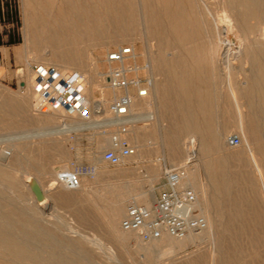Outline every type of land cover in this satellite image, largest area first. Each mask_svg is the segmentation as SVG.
<instances>
[{"label": "rangeland", "instance_id": "obj_1", "mask_svg": "<svg viewBox=\"0 0 264 264\" xmlns=\"http://www.w3.org/2000/svg\"><path fill=\"white\" fill-rule=\"evenodd\" d=\"M172 1L177 5V10L175 11V13L178 12L176 14V21L177 24L178 22L179 24L178 26L176 24L175 29H178V31L180 30V23L181 27H184L185 24V27H211L209 22L210 18H208L209 16L204 12L203 8L201 10L202 4H207L206 7L207 9H209L208 12H210L211 15L213 13H216V15H214L219 18L216 21V25L218 27L224 25V22L222 23L220 20L221 12L222 10H225L227 12V9H223V3L221 4L220 0H198L197 2H195V0H169L167 2L168 4H166L169 5V9L173 8ZM64 2L65 0H29V2L28 0H10V3L7 4L4 8V12H0V15L4 14L5 18V20L1 22V27L3 29L0 32V102H8L10 100L8 102L9 104H12L13 102L24 104L22 113L16 112V114L14 113V115H12L11 117H2L0 115V165L5 166L10 171L11 175L17 180L16 188H11L6 184L0 183V196L2 193L0 199L3 198L2 200L5 199L6 201L8 200L10 202L8 205L4 204L3 202V206L5 208H3V211H6L8 209L7 211H10V213H16V210L18 212H22L26 216L33 218V220H35L36 222H39L38 224L42 228L46 227L44 229L49 230L53 233L52 243H38V246L36 247L43 248L45 246L42 252L39 253V256L42 257L46 256L47 254L50 255V253H52L51 256L53 257L55 264H57L58 262L59 264H65L64 260L61 257V254L66 253L69 249L66 245H62V243L56 242L57 239H62L63 237V239H67L68 237V239L74 241L84 240L80 245L75 241V244H72L73 246L71 247L73 252H78V250L75 248L78 246H81L85 250L87 248L86 251L89 252L90 255L92 254L91 261H87L88 264H91L92 262V264H213L216 256V244L213 241L215 240V233L220 232V225H218L220 217L217 213H215L217 211L215 209V204L212 201L213 195L211 194V189H209L212 185V182H210L212 181V179L207 172L206 163L207 160L216 158L220 156V154L227 153L229 151L233 152V149L235 150V148H233L232 150H224L223 148L227 146V138L233 135H237L240 138L241 142V146L237 147L236 151L243 152L244 143L243 141H241L240 131L236 129L237 124H235L234 121L236 120L237 112L247 113L248 111H252L250 108L243 105L245 99L240 97V95L236 93L237 89L242 88L243 82H245V72L250 68L249 63L245 62L244 59L234 57L235 55L232 54L231 56L227 57L230 65L228 69H226L223 66V62L221 60L222 58L218 54V57L217 55H214V64L210 68V71H212L213 73L215 99L212 100V106L210 107V112H213V116L210 117L214 121L215 127L228 128L223 130L225 134L223 135V147L220 145L218 150L220 154L218 152H214V155L213 153H210L208 156L205 155L197 146V139H195L192 135H187V138H185V140L183 139L181 141L182 144H180L182 150L181 160L175 162L172 160L170 161L166 151H164V148L161 144V139L153 136V129L155 127H161L165 129L168 126L167 120H165V117L161 113V110L157 107V103L160 100V97H157L161 96L160 92H162V87L164 88V86H166V84H163L165 83V77L163 79V75H165L166 72H169V69H171V66L169 64L171 63L173 58H177V61L182 60L181 63L183 64V68H185L184 70H186V73H189L188 70H192L191 72L193 73L195 69H193L190 64H194L196 61L193 62V60H191L189 56L192 55L195 57L196 55L201 54L206 55L208 52L205 50V46H202L204 50H197V47L200 45L192 44L190 40H183L181 42H178L177 39H175V36L177 37V35H174L172 33V28L170 30V28L168 27V22L164 18V15L161 11L165 6L164 1L148 0L144 5V0H131L130 2H132V5L136 9H134V11L130 9L128 10V12H126V14L132 15L133 21L129 26V35L127 34V37H124V39H131V42L133 44L135 58H133L131 64L138 65L142 68L144 67V65L148 66L150 73L153 76L154 83L151 88V98L149 100V103L147 104V106L144 105L140 107L139 110H136V112L149 113L151 119L147 123H143L135 127L131 132L130 138L133 145L136 144L135 146L139 156L130 158L124 165L111 166L101 160V152L108 146L107 141L110 136V130L104 131L96 127L81 128V126L78 125L80 122L79 119L73 118L71 116H66L60 110L47 111L46 113L36 112L34 107H36L39 102L33 91L32 65L40 64L46 66L50 64H43V62L40 61L33 52L30 54L25 52L21 56V58H17L15 53V50L22 47L25 42L23 31V16L25 10L34 11V9H37V7H35L36 4L44 6L45 3L44 7L47 9L50 15L55 17L60 13L58 15L60 16L65 12V7H63ZM120 2L122 4L124 3L123 0H120ZM179 2L181 3L179 4ZM24 4L25 6H23ZM151 4L153 8H151ZM181 4L183 5V7H181ZM179 5H181L180 7L182 9L179 7ZM126 6L128 8L129 4H126ZM218 6H220V8H218ZM56 9L60 10V12L55 13ZM152 10L156 11L155 15H152V13H154ZM159 10L161 12H159ZM149 12L151 13L149 14ZM158 13L162 14L158 15ZM203 13L205 14V16ZM149 16L152 17V21H148L150 20ZM154 19L157 22H155ZM153 22L159 23L160 30H163L162 39H164L165 42L163 43V45H159L157 43V39L148 34V29H156L152 25ZM247 22L250 25H255L257 23L255 19H248ZM261 27H264V20L261 24ZM168 28L169 30L167 32ZM175 29L173 28V30ZM170 33L172 34V36H170ZM185 37L186 39H188V37L191 36ZM185 37L183 38L185 39ZM230 37L234 41H236L237 37L240 38L241 35H239L235 29H232L229 33V38ZM242 37L244 39L243 44L246 45L249 43H253L258 35L245 34L242 35ZM118 39H120V37H116V30L113 31L112 29L110 30V28H106L105 33L101 37L76 45V48H80V51H82L81 53L83 56H81V62H83V66L87 65L85 66V68H65V70L74 69L75 71H81V73L85 74L87 73L86 69H88L89 65L91 70H97L98 72H101V74L103 75V81L101 82V84L103 87H105L102 88L103 92L108 95V102L113 97V95H115V93L106 88L105 85L104 74L107 70V65L104 61L105 55L109 50L119 46L129 45L128 41L130 42V40L128 39L117 41ZM177 43H179L180 45ZM99 45H106V47L105 49H100ZM184 54L186 55V57ZM29 56L31 57L30 59H28ZM160 58L166 61V71L163 70V68L159 64ZM185 59L187 60V63ZM202 62H204V60ZM27 63L29 64V66ZM91 63L92 65H90ZM51 65L54 66L53 64ZM157 66L159 68H157ZM186 66L188 70L186 69ZM55 67L62 69L58 66ZM18 69H21V72H18ZM205 69L206 68L204 67L202 73L203 75L201 76V78L203 79ZM140 74L143 75L144 71L140 70ZM155 85H158L159 87L157 88V86L155 87ZM230 91H232L234 95H237L239 100L238 105H236L237 101L234 98L235 96H233V98L230 97ZM84 94L86 98H88V100L91 102L94 99H98V94L96 92L92 93L91 91H84ZM222 97L225 99L222 100ZM223 101H225L226 106H223ZM139 103L141 104L142 101ZM23 113L24 115H22ZM253 113L255 120L257 119V125L262 126V123H260L259 121L260 114L258 108L255 109ZM21 117L27 118L28 120H30V123L22 122ZM3 123H6V125L4 126ZM163 129L162 132L164 131ZM42 132L47 134L44 137H30V135L32 134H42ZM24 134L28 136L20 138V140L17 139L18 136H24ZM159 135H161V130H159ZM97 139L101 144L99 146H97L96 143ZM193 139L196 140L195 144L194 146L190 147L191 142L194 141ZM143 151L145 155L143 154ZM32 156H34L36 159H31ZM230 162L232 163H230L229 166L232 169L233 173H235L234 171H236V174L240 173L247 176L250 175L249 178L253 179L252 181H254L257 185L255 173L252 172L251 164L246 161V159H243L240 164L239 162L236 163L235 161ZM178 165H186L188 168L187 173L189 172L195 174L199 182L202 183L207 194L206 197L208 198V200L206 199L204 204L207 208H209L208 210L210 212L212 211L211 213L213 214V217L215 216L214 218L217 222L216 228H218L216 230L214 228L210 233L211 235L209 234V236L207 237L203 235L202 231L190 234L189 236H187V238H184L182 240H175L179 241V243L170 242L165 239L159 240L160 242L155 241L150 243H141L131 234L123 233L119 228V222L128 202H124L120 215L117 218L118 220L116 219L115 221L112 218V214L109 211V207L107 205L108 198L111 200L119 194H133L136 191L144 190L148 192L150 187L147 183L149 175L151 174V171L157 170V172L159 173L158 178L155 182L152 183V188L150 189L152 192L151 203H144L142 201H138V199L135 200V203L137 204L150 206L156 195L164 188L165 168ZM42 167L43 169H41ZM65 169L79 173L80 186L78 188L67 189L63 186L51 184L52 181H55L57 172ZM99 170H102L105 173L101 175L99 173ZM31 180H33L38 188V197L35 195L32 189L30 191L29 185L31 183ZM241 187V191H236L237 189L235 190V188H233L232 197L239 200H242L244 198V200L250 201L251 203L248 202L243 204L245 207H254L257 205L258 207H260L264 216V198L262 197V193L259 187L257 186V188H255L256 192L249 190V187H247L246 185L243 186L242 184ZM58 191H66L67 193H69V195H71L72 202L69 204H65V202H63L62 204L61 200V202H59V200L56 198V194ZM31 192L33 193L34 198ZM70 192L72 193L70 194ZM195 192L197 193L200 202H202L200 193L198 191ZM73 194H75L77 198ZM74 197L77 199V201L74 199ZM254 202L258 203H256L255 205ZM5 206H7L8 208H6ZM77 213H80L82 216H84L85 219L87 218L86 221H81L77 217ZM249 213L253 216V213H251L250 211ZM249 213L246 219H234L232 222L234 223V225L236 223V226H238L240 223L252 224L255 221L257 222V220L250 219L252 217ZM224 218L225 216L223 215V219ZM112 220L115 230H117L118 233L123 235V237L125 238L122 243L112 239V237L108 233V228H105L108 226L107 223L111 222ZM225 220L226 219L222 221ZM14 231L16 232V230ZM256 231L259 230L256 229ZM57 236L60 238H58ZM223 238L224 241H227L228 235L224 234ZM239 241L243 244L242 248L244 249L243 252L241 251L242 253L237 256L239 257V259L237 258L236 260L237 264H245L250 260H252L251 263L253 262L254 264H263V258L260 256L264 255V239H260V241L258 240L259 244L257 242V244H253L250 237L240 236ZM147 248L150 249L149 252L151 257L149 259L146 255L148 251ZM50 249H54L56 251H51ZM144 250L146 252H144ZM55 252L56 254L54 256ZM250 252L251 254L258 253L259 255L254 258L253 255H250ZM199 257H202L204 259V262L202 261L203 263L197 262L196 259ZM206 260L209 261L207 262Z\"/></svg>", "mask_w": 264, "mask_h": 264}, {"label": "bare ground", "instance_id": "obj_2", "mask_svg": "<svg viewBox=\"0 0 264 264\" xmlns=\"http://www.w3.org/2000/svg\"><path fill=\"white\" fill-rule=\"evenodd\" d=\"M37 1H39V0H37ZM78 1H79L78 3H74L72 0H65V2L63 4L65 7V10L64 9L63 10L65 12L62 15L58 16L60 14L59 13L57 15L58 17L57 16L54 17L48 13L47 9L44 7L45 3H44V6L39 5V4H36V5L34 4L35 7H37V9H34V11L33 10H31V11L25 10L24 16H23V31H24L25 42H24V45L22 47L15 50L17 58H21V56L25 52L28 54L33 52V53H35L37 58L43 62V64H50V65L53 64L54 66L61 67L64 70H65V68L71 69V67L75 68V69H83V67L85 68V66H87V65L83 66V64H82L83 62H81V56H83L81 53L82 51H80V48L77 49L76 45L101 37L105 33L106 28L107 29L110 28V30L112 29L113 31L116 30V37H120V39H118L117 41H121V40L123 41V40L128 39V38L124 39V37H127V34L129 33V26H130V23L133 21V17L131 14H126V12H128V10H130V9L133 11H134V9H136L132 5V2H130L131 0H123L124 1L123 4L120 2V0L119 1L118 0H95V2L94 1L89 2L88 0H78ZM144 1L145 2H143V4L145 5L148 0L147 1L144 0ZM162 1L165 2V6L163 7V9L161 8L162 9L161 11L164 15V18L168 22V27L170 28V30L172 28V33L174 35H177V37L175 36V39H177L178 42L185 40L183 38L185 36L183 34L182 35L178 34V29H175V26L177 24V21H176L177 15L176 14L178 13V12L175 13V11L177 10L176 9L177 8L176 3H174L172 1L173 2V4H172L173 8L169 9L168 8L169 5H166V4H168L167 2L169 0H162ZM197 1L198 0H195V2H197ZM28 2H29V0H28ZM231 2H232V0H231ZM237 2L239 3L238 0H237ZM180 3L181 2H179V4ZM220 3L222 4L223 0H220ZM126 4H129L128 8H127ZM198 4H199V2H198ZM259 4H260V2H259ZM26 5H27V3H26ZM181 5H179V7ZM206 5L202 4L201 10L203 8L204 12L209 16L208 18H210L209 22H210L211 28L213 29V31L215 33V35L212 37V39L211 40L209 39L210 40L209 41V47H208L209 48V56L213 57L214 55L218 54L222 58L221 60L223 62V66L226 69H228L230 63L227 60V57H229L233 54V55H235L234 57L240 58L241 54H242V50H243L242 48H240V46L238 44H236L235 42H233V40H231L229 38V33H230L231 28H232L231 19H233L232 18L233 16L232 15H231L232 17L229 16V13H227L225 10H222L220 20L222 23L224 22V25H222L221 27H218L216 25V21L219 18H217L215 16L216 13L212 12L213 14L211 15L210 12H208L209 9H207ZM239 5H240V3H239ZM253 5H255V4H253ZM257 5H258V3H257ZM23 6H25V4ZM188 6H187V8H188ZM241 6H243V5H241ZM181 7H183V5ZM262 7L263 6L261 5V8ZM151 8H153L152 4H151ZM218 8H220V6H218ZM235 8L238 9V7H235ZM258 8H259V6H258ZM183 9H186V8H183ZM223 9H224V7H223ZM240 9H241V7H240ZM161 11L159 10V12H161ZM151 12H149V14ZM153 12L154 13H152V15L153 14L155 15L156 11H153ZM235 13H236V11H235ZM134 14H136V13H134ZM161 14L158 13V15H161ZM239 14H241V13H239ZM247 14H250V13H247ZM257 14H261V13L259 12V13H256L255 15H257ZM237 15H238V13H237ZM204 16H205V14H204ZM244 16L246 17V15H244ZM154 17H156V16H154ZM191 17H193V16H191ZM156 18H158V17H156ZM147 19H149V18H147ZM241 19H243V18H241ZM135 21H136V19H135ZM148 21H152V17H150V20H148ZM242 21H244V19ZM155 22H157V21L155 20ZM155 22H153L152 25L156 29H154V30L148 29L147 30L148 34L152 35L153 38L157 39V43L159 45H163V43H165L164 39H162L163 38L162 37L163 30L161 31L160 30V24L155 23ZM181 22H185V21H181ZM178 24H179V22H178ZM178 24H177V26H178ZM241 24H242V22L240 23V25ZM180 25H181V23H180ZM180 25H179V27H181ZM185 26H186V24H185ZM235 26H234V29L236 28ZM169 28L167 29V32H168ZM173 28L175 30H173ZM167 35H169V34H167ZM170 36H172L171 33H170ZM260 37H261V35H260ZM128 40H130V42ZM128 40L127 41L129 43V45L133 48V44L131 42V39H128ZM237 43H239V41ZM177 44H179V43H177ZM242 44H243V42H242ZM102 46H104V45H102ZM102 46L99 45V48L105 49L106 45L104 47H102ZM165 47H167V46H165ZM206 50H208V49H206ZM218 55H217V57H218ZM134 56H135V54H134ZM254 56H256V54ZM185 57H186V55H185ZM189 57L191 60H193V62L196 61L193 65H192V63L190 64V66L193 67V69H195L194 72L192 73L191 72L192 70L191 71L188 70L187 66H186V69L189 71V73H186L185 72L186 70H184L185 68H183V64L181 63L182 60L181 61L178 60L179 61L178 62L177 58H173L171 63L169 64L171 66V69H169V72H166V74H165L166 76L163 75V79L165 77V79H164L165 83H163V84H166V86H164V88L162 87V92H160L161 96H158L159 93L157 95L158 96L157 98L160 97L159 102L156 100L158 102L157 107L161 110V113L164 115L165 120H167L168 126L165 129H163L161 127H155L153 129V136L161 139V144L164 148V151H166L169 160L170 161L172 160L174 162L180 161L182 158V156H181L182 150H181L180 144H182L181 141L183 139L185 140V138H187V135H192L195 139H197V146L199 147V149L201 150L202 153H204L205 155L208 156L210 153H213V155H214V152L219 153L218 150H219L220 145L223 147V137H224L223 135L225 134V132H223V130L228 129L226 127H221V128L219 127V129H218L217 127L214 126V121L210 117V116H213L212 115L213 112L211 113L210 112L211 110L210 109L208 110V108H207L208 104L206 101V94H205V87L206 86L200 77L203 73L204 67H206V64L203 63L204 66H202V63H197L200 60L197 61L196 56L194 57L191 55ZM234 57H231V58H234ZM242 57H244L243 54H242ZM30 58L31 57L29 56L28 59H30ZM204 58H205V56H204ZM225 58H226V60H225ZM231 58H229V59H231ZM237 58H235V59H237ZM253 58H255V57H252V59ZM248 59H250V58H248ZM134 60H136V59H134ZM104 61H105V59H104ZM245 62H246V60H245ZM252 62H253V60H252ZM186 63H187V60H186ZM189 63H188V65H189ZM159 64L163 68V70L166 71V68H165L167 66L166 61L164 59L160 58ZM249 64H251V62ZM90 65H92V63ZM28 66H29V64H28ZM93 67H94V65H93ZM260 67H262V66L260 65ZM157 68H159V67L157 66ZM72 70H74V69H72ZM86 71H87V73H85V74L82 73L83 75H85V77L87 79L85 92L91 91L92 93L96 92L98 94V99H94L92 102L90 101V104L95 106V107H97V106L100 107L102 109L103 117L105 118L107 115L106 108H107V104H108V101H107L108 95L105 94V92H103V88H105L101 84V82L103 81V75L101 74V72H98L97 70H94V71L91 70L89 65H88V69H86ZM18 72H21V69H18ZM78 72L81 73V71H78ZM206 72H207V67H206L205 73ZM227 74H229V73H227ZM30 75H31V73H30ZM254 75H255V73H254ZM254 75H252V76L255 77ZM250 77L247 79H250ZM258 79H259V77H258ZM262 80H259V81H262ZM256 81H257V79H256ZM254 82H255V80H254ZM255 83H257V82H255ZM158 85H160V84H158ZM158 85H155V87L157 86V88H158L159 87ZM251 85H252V83H251ZM257 85L259 86V83ZM255 88L256 87H254V89ZM262 88H261V90H263ZM158 91H159V89H158ZM242 91H244L243 88H242ZM246 91H244V92H246ZM254 91H257V90H254ZM263 91H261V93H263ZM152 92H153V90H152ZM251 92L254 93L253 91H251ZM244 94H246V93H244ZM240 95H241V92H240ZM233 96H234V94L232 93V91H230V97L233 98ZM109 97H111V96H109ZM248 97L249 96H247V98ZM253 97H254V95H253ZM150 98H151V91H150L149 97L145 100H142L141 104L139 103L141 101H138L134 104V109L139 110L140 107H142L144 105L147 106ZM8 102H2V103L0 102V115L2 117L3 116H10L11 117L12 115H14V113L16 114V112H18V113L23 112V108H24L23 103L13 102L12 104H9ZM219 102H221V101H219ZM226 102H227V100H226ZM251 102H252V99H251ZM211 104H212V102H211ZM225 105H226V103H225ZM261 108H259V110H261ZM262 111H264V110H262ZM241 113L242 112H239V113L237 112V114H236L237 117H236V120L234 121V123L237 124V130L240 131L241 141H243V143H244L243 144V152H238V151H236V148L234 150L233 148L226 146L227 148L223 147L224 150H232L233 149L232 150L233 152L229 151V152L223 153V154L219 153L220 156L216 155L218 157L213 158V159L209 158L210 160H207V163H206L207 172L212 179V181H210V182H212V185H211V188H209V189H211V194L213 195V198L212 197L211 198L215 204V209L217 211L215 213H217L218 216L220 217V219L218 218L219 219L218 225H220V232H216L215 237H214L215 240L214 241L212 240L216 244V250H215L216 256H215V259L213 258L214 259L213 264H237L236 260H237V258L239 259V257H237V256L239 254H241L243 252V249H244V248H242L243 244L239 241L240 236L250 237L251 242L253 244L256 242L259 244L258 240L260 241V239H264V216H263V213H262L260 207H258L256 205V203H258V202H254L256 205L254 207H245L243 204L248 203L250 201H248V200L246 201V200H244V198L242 200L241 199L239 200V199L232 197L233 188H235V190L237 189L236 191H241V188H242L241 186L243 184V186L246 185L247 187H249L248 188L249 190L254 191V192H256L255 188H257V186H258L261 193H262V197L264 198V127H263V129L262 128H260V129L256 128L255 125L252 123V121H250L251 118L250 119H249V117L247 118L248 114L246 115V114H244V112H243V114H241ZM260 113L263 114L264 112H260ZM22 115H24V113ZM263 115H262V117H264ZM1 116H0V123H1ZM16 117H17V115H16ZM47 117H48V115H47ZM262 117H261V120H262ZM12 118H14V117H12ZM4 119H5V117H4ZM252 119H254V117ZM21 121L25 122V123H30V120H28L25 117H21ZM36 122H37V120H36ZM254 122H255V119H254ZM3 124H4V126L6 125V123H3ZM7 124H9V123H7ZM78 125L81 126V128H86V127L90 128L93 126V123H89V122H85V121L80 120ZM162 129L164 130L163 132H162ZM159 130H161V135H159ZM46 134L47 133H44V132H42V134L35 133V134L30 135V137H33V138L34 137H36V138L44 137ZM26 136H28V135L24 134V136H20V137L18 136L17 139L20 140V138H24ZM100 137H102V136H100ZM137 138H138V136H137ZM130 140H131V138H130ZM96 141L95 142L97 143V146L101 145L100 141L98 142V139ZM195 141L196 140L191 142L190 147L194 146ZM107 142H109V138H108ZM143 154L145 155L144 151H143ZM136 156H139V154L137 153L134 157H136ZM188 157H190V156H188ZM31 159L35 160L36 158L34 156H32ZM243 159H246V161H248L251 164L252 172L255 173L257 185L254 181H252L253 179L249 178L250 175L247 176L245 174H240V173L236 174V171H234L235 173L232 172V169L229 166L230 163H232L230 161H235L236 163L239 162V164H240L243 161ZM36 162H38V161H36ZM248 162H247V164H248ZM41 169H43V167ZM61 171H66V169L61 170ZM99 173L101 175H103L105 172L102 170H99ZM158 175H159V173L157 172V170L151 171V174L149 175V178L147 180V183L150 186L148 192H146L144 190L143 191H136L133 194H119V195L117 194L118 196H116L114 198L110 197V198H112L111 200L108 198L107 205L109 207V211L112 214V218L116 221V219L120 215L123 204L126 201L128 203H135V200L138 199V201H142L144 203H148V202L151 203V199H152L151 193L152 192L150 189L152 188V183L157 180ZM32 182H33V180H31V183L29 185L30 191L32 189L31 188ZM0 183L6 184L11 188H16V186H17L16 178L13 177L11 175L10 171L5 166H2V165H0ZM51 184L55 185V181H52ZM186 184L190 185L194 191H198L200 193V196L202 199L201 201L203 202V204H202V202H200L201 209H202V212L204 213V216H205V218L207 220V224H208L207 229L203 231V235L207 237V236H209V234L212 232V230L214 228H215V230L218 228V227L216 228L217 222L214 218L215 216L213 217V214L211 213L212 211L210 212L208 210L209 208H207L206 205L204 204L206 199L208 200V198L206 197L207 194L204 190L202 183L199 182V180L197 179L195 174H192L189 172L187 173ZM243 188H245V187H243ZM66 191H60V192L58 191L56 194V198L59 200V202L62 201L61 202L62 204H63V202H65V204H69L72 202L71 195H69V193H67ZM129 191H130V189H129ZM0 192H1V190H0ZM257 192H258V190H257ZM71 193L72 192H70V194ZM31 194L33 196L32 192H31ZM73 195L76 197L75 194H73ZM1 196H2V193H1ZM1 196H0V198H1ZM75 197H74V199L77 201V199H76L77 197L76 198ZM33 198H34V196H33ZM2 199H0V264H55L54 263L55 261H54L53 257L51 256L52 253H50V255L47 254L46 256H42V257L39 256L40 255L39 253L42 252V250L45 246L43 248L41 247L42 249L36 247V246H38V243H43V244L52 243L53 242V240H52L53 239L52 238L53 233L49 230L44 229L46 227L42 228L38 224L39 222H36L35 220H33V218L26 216L22 212H18L16 210V213H10V211H7L8 209L6 211H3V208H4L3 202L6 205H8L10 202L8 200L6 201L5 199L4 200H2ZM100 199H101V197H100ZM5 207L8 208L7 206H5ZM146 207H149V206H146ZM249 211L251 213H253V216L249 213ZM80 213L76 214L77 217L81 221H86L87 218L85 219L84 216L81 215L82 213L81 214ZM248 213L250 214V216L252 218H250L249 216L248 217L251 220L252 219L257 220V222L255 221L252 224L240 223L238 226H236V223H235V225H234V223L232 222L234 219H237V220L246 219ZM83 215H85V214H83ZM223 215L225 216V218H224V219H226L225 221H222V220H224ZM106 216H105V218H106ZM67 218H68V215H67ZM107 224H108V226L105 228H108L107 229L108 233L112 237V239H114L117 242L122 243L125 238L123 237V235L118 233L117 230H115L114 225H113V220L111 222H108ZM82 227H84V226H82ZM13 229L16 230V232ZM256 229L259 231H256ZM122 232L125 233L124 231H122ZM224 234L228 235L227 241L226 240L224 241V238H223ZM189 235L190 234H188L187 236H189ZM187 236H185L184 238H187ZM58 238H60V237H58ZM63 238L57 239L56 242L62 243V245H66L67 248L69 249L66 253L61 254V257L64 260L65 264H88L87 261L88 260L91 261V258H92L91 255L92 254L90 255V253L86 251L87 248L85 250L81 246L79 247L76 244L78 247H75V248L78 250V252L72 251L71 246H73L72 244H75V241H76V243H78L80 245L83 243L82 241H84V240H82V241L81 240H75L74 241V240L68 239V237H67V239H63ZM163 239L168 240L170 242H174V243L175 242L179 243V241H175V240H182V239H175L173 237H166V236H164L160 240H163ZM169 244H171V243H169ZM52 245H54V244H52ZM41 246H43V245H41ZM39 247H40V245H39ZM50 250L56 251L54 249H50ZM147 250L148 251H147L146 255H147V258L149 259L151 257L150 252H149L150 249L147 248ZM144 252H146V251L144 250ZM48 253H49V251H48ZM55 254H56V252L54 253V256H55ZM59 255H56V256H59ZM250 255H253V257L255 258L259 254L258 253L257 254L256 253L251 254V252H250ZM253 257H252V259H253ZM260 257L263 258V264H264V255L263 256L261 255ZM57 258H59V257H57ZM196 260L199 263L204 262V259L202 257H199ZM57 261H59V260H57ZM251 261L252 260L246 262L245 264H254L253 262L251 263ZM57 264H59V262ZM204 264H207V263H204Z\"/></svg>", "mask_w": 264, "mask_h": 264}, {"label": "built area", "instance_id": "obj_3", "mask_svg": "<svg viewBox=\"0 0 264 264\" xmlns=\"http://www.w3.org/2000/svg\"><path fill=\"white\" fill-rule=\"evenodd\" d=\"M10 0H0V12ZM134 50L123 45L109 50L105 55L107 70L104 74L106 88L115 93L108 102L104 118L102 109L90 104L84 91L86 77L75 70H62L52 65H32L33 91L38 99L34 107L38 113L62 111L66 116L93 123L92 127L110 130L108 146L101 152V160L111 166H121L137 153L130 140L131 132L140 124L147 123L149 113H139L134 104L149 97L153 76L149 67L132 65ZM140 70L144 74H140ZM240 138H227L226 145L237 148ZM187 166L165 168L164 188L146 207L128 203L120 219L119 227L141 243H150L164 236L183 239L188 234L207 229L199 198L193 188L186 184ZM55 184L74 189L80 186L79 173L58 171Z\"/></svg>", "mask_w": 264, "mask_h": 264}, {"label": "crops", "instance_id": "obj_4", "mask_svg": "<svg viewBox=\"0 0 264 264\" xmlns=\"http://www.w3.org/2000/svg\"><path fill=\"white\" fill-rule=\"evenodd\" d=\"M74 3H78L79 1L78 0H72ZM89 2H92V1H94L95 2V0H88ZM239 1V3H240V5H239V3L237 2V0H232V2H231V0H223V6H224V8L225 9H227V12L229 13V16H231L233 19H231V21H232V28H231V30L232 29H234V26L236 27L235 28V30H237V33L239 34V35H241V37L239 38V37H237V40L236 41H234L231 37V39L233 40V42H235L236 44H238L239 46H240V48H242L241 50H242V54L244 55V57H242V54H241V57L240 58H242V59H244V61L246 60V62L247 63H250L251 62V64H249L250 65V68H249V70L248 71H246L245 72V83L243 84V86H242V88H243V90L244 91H246V92H244V91H242V88H240V89H237V94L238 95H240V92H241V95H240V97H242V98H244L245 99V101H244V106H247L248 108H250L252 111H248V113H244V114H248L247 115V118L249 117V119H250V121H252V123L255 125V127L256 128H258V129H260V128H262L263 129V127H264V117H262V115L264 114H262V113H260V112H264V111H262V110H264V27H261V24H262V22H263V20H264V0H238ZM251 1V2H250ZM226 2V3H225ZM230 2V3H229ZM259 2H260V4L263 6L262 8H261V5L259 4ZM257 3H258V5H257ZM253 4H255V5H253ZM241 5H243V6H241ZM249 5V6H248ZM255 6V7H254ZM258 6H259V8H258ZM63 7H64V5H63ZM231 9H230V8ZM235 7H238V9L237 8H235ZM240 7H241V9H240ZM233 8V9H232ZM258 8V9H257ZM261 8V9H260ZM78 9V8H77ZM253 9V10H252ZM260 9V10H259ZM233 10V11H232ZM236 11V13H235V11ZM239 10V11H238ZM256 10V11H255ZM262 10V11H261ZM246 11V12H245ZM249 11V12H248ZM55 12H60V10H56ZM261 13V14H257V15H255L256 13ZM237 13H238V15H237ZM239 13H241V14H239ZM247 13H250V14H247ZM255 13V14H254ZM244 15H246V17L244 16ZM251 15V16H250ZM261 15V16H260ZM240 18H238V17ZM258 16V17H257ZM260 16V17H259ZM230 17V18H231ZM250 17V18H249ZM252 17V18H251ZM241 18H243L244 19V21H242L243 19H241ZM248 19H255L256 21H257V23L255 24V25H250V24H248ZM240 21V22H239ZM259 21V22H258ZM242 22V24L240 25V23ZM238 25H237V24ZM181 29L178 31V34H183L184 36H191V37H189L188 39H186L185 38V40H190L191 41V43L192 44H197V45H200V46H198L197 47V50H199V51H202V50H204V48L202 47V46H205V48L206 49H208V50H206L208 53L206 54V55H203V54H201V55H196V57H197V61L198 60H200L199 62H197V63H202V66H204V64H206V67H207V74L205 73L204 74V79L203 78H201V80L205 83V94H206V101H207V104H208V110L210 109V107L212 106L211 105V102H212V100L214 99V80H213V73H212V71H210V68L213 66V64H214V62H213V59H214V56L212 57H210L209 56V41L212 39V37L215 35V33H214V31H213V29L211 28V27H209V26H190V27H180ZM2 27H1V23H0V32L2 31ZM230 30V31H231ZM263 31V32H262ZM245 34H257L258 35V37L256 38V40H254L253 41V43H249V44H246V45H244V44H242V42L244 43V39H243V37H242V35H245ZM260 35H261V37H260ZM263 35V36H262ZM210 39V40H209ZM239 41V43H237ZM242 46V47H241ZM259 48V49H258ZM248 50V51H247ZM258 51V52H257ZM257 52V53H256ZM260 52V53H259ZM250 53V54H249ZM263 53V54H262ZM256 54V56H254ZM252 55V56H251ZM204 56H205V58H204ZM210 58H209V57ZM249 56V57H248ZM252 57H255V58H253L252 59ZM248 58H250V59H248ZM204 60V62H202ZM252 60H253V62H252ZM257 60V61H256ZM204 63V64H203ZM256 63V64H255ZM259 64V65H258ZM192 65H193V63H192ZM260 65L262 66V67H260ZM252 66V67H251ZM257 66V67H256ZM259 66V67H258ZM205 67V68H206ZM253 69V70H252ZM259 70V71H258ZM205 71H206V69H205ZM252 71V72H251ZM255 73V75H254V73ZM259 72V73H258ZM248 73V74H247ZM203 75V74H202ZM201 75V76H202ZM252 75H254L255 77H253ZM200 76V77H201ZM251 76V77H250ZM259 77V79H258V77ZM250 77V79H247V78H249ZM263 79H261V78ZM255 80V82H257V83H255L254 82V80ZM252 79V80H251ZM256 79H257V81H256ZM251 80V81H250ZM259 80H262V81H259ZM259 81V82H258ZM211 82V83H210ZM251 83H252V85H251ZM259 83V86L257 85ZM213 84V85H212ZM261 84V85H260ZM263 84V85H262ZM256 85V86H255ZM256 87L255 89H254V87ZM258 86V87H257ZM263 87V88H262ZM260 88V89H259ZM261 88L263 89V90H261ZM254 90H257V91H254ZM251 91H253L254 93H252ZM261 91H263V93H261ZM246 93V94H244V93ZM250 92V93H249ZM244 94V95H243ZM248 94V95H247ZM263 94V95H262ZM244 97H243V96ZM253 95H254V97H253ZM235 96V99H236V105H238L239 104V100H238V97H237V95H234ZM247 96H249L248 98H247ZM259 96V97H258ZM254 98V99H253ZM257 98V99H256ZM224 98H222V100H223ZM251 99H252V102H251ZM260 99V100H259ZM248 104V105H247ZM223 105H225V101H223ZM226 106V105H225ZM260 106V107H259ZM262 107V108H261ZM255 108L257 109L258 108V110H259V108H261V110H259L260 112H259V114H260V118H259V121H260V123H262L263 125L262 126H259V125H257V123H256V120H255V122H254V119H255V117H254V110H255ZM237 114V113H236ZM241 114H243V113H241ZM264 116V115H263ZM254 117V119H252ZM261 117H262V120H261ZM248 119V120H249ZM256 123V124H255ZM221 128V127H220ZM236 128V127H235ZM219 129V128H218ZM237 129V128H236Z\"/></svg>", "mask_w": 264, "mask_h": 264}, {"label": "water", "instance_id": "obj_5", "mask_svg": "<svg viewBox=\"0 0 264 264\" xmlns=\"http://www.w3.org/2000/svg\"><path fill=\"white\" fill-rule=\"evenodd\" d=\"M32 190L34 191L35 195L38 197L39 195V191H38V188L36 186V184L34 182H32Z\"/></svg>", "mask_w": 264, "mask_h": 264}, {"label": "trees", "instance_id": "obj_6", "mask_svg": "<svg viewBox=\"0 0 264 264\" xmlns=\"http://www.w3.org/2000/svg\"><path fill=\"white\" fill-rule=\"evenodd\" d=\"M4 20H5L4 14L3 15H0V23L3 22Z\"/></svg>", "mask_w": 264, "mask_h": 264}]
</instances>
